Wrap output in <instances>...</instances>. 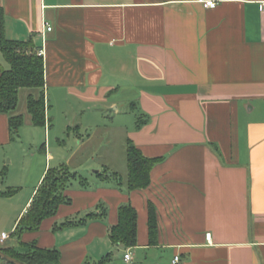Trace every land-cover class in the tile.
I'll list each match as a JSON object with an SVG mask.
<instances>
[{"label":"crops","instance_id":"obj_1","mask_svg":"<svg viewBox=\"0 0 264 264\" xmlns=\"http://www.w3.org/2000/svg\"><path fill=\"white\" fill-rule=\"evenodd\" d=\"M209 1L217 6L199 0H0L6 37L32 39L41 49L46 96L109 105L119 115L115 97L134 93L131 106L149 122L126 129V141L148 158H163L144 190L122 192L98 178L88 190L73 185L66 191L72 204L25 234L24 243L58 249L62 264H97L116 253L122 264H264V0ZM21 94L27 101L38 92ZM26 101L19 110L23 129L35 127ZM12 143L9 118L2 115L0 145ZM39 144L33 157L42 160L30 197L16 209L2 202L14 196H0L7 211H0V238L8 236L0 247L19 249L11 235L52 167L47 144L40 150ZM9 188L17 186L9 181ZM101 202L108 207L105 221L54 231ZM128 203L138 213V245L131 249L109 238L119 207ZM149 204L157 211L155 244Z\"/></svg>","mask_w":264,"mask_h":264},{"label":"trees","instance_id":"obj_2","mask_svg":"<svg viewBox=\"0 0 264 264\" xmlns=\"http://www.w3.org/2000/svg\"><path fill=\"white\" fill-rule=\"evenodd\" d=\"M0 51L8 68L0 63V116L9 118V131L11 140H15L22 129L25 119L19 114L20 91L33 90L38 94H31L26 101L27 113L31 116L35 127L47 128L51 126L47 116V97L45 92V62L41 49L37 48L32 39L27 41L10 40L6 37V12L0 6ZM136 130L142 129L148 124L149 119L140 116L137 120ZM50 123V124H49ZM45 145H43V149ZM127 174L125 177L117 172L105 168L102 172H96L95 176L102 182H113L122 192L147 189L151 184V172L163 158H148L133 143L127 139L125 147ZM78 181L84 190L90 188V184L77 171H73L68 164H61L49 168L32 199L31 207L20 218L14 233L18 241L19 249L15 247H0L7 255L24 262L25 264H62L61 252L58 249H47L38 246V243H24L23 236L27 233L38 232L42 223L55 217L61 206L72 204V198L66 195ZM19 192V188H9L0 192V196L10 198ZM118 223L109 229V238L114 245L125 249L135 248L138 245V213L131 204H123L118 210ZM108 207L101 202L85 217L77 216L66 219L61 224H55L54 231L74 225H85L92 220H106ZM149 232L151 244L157 242L158 218L156 208L149 204ZM113 255L108 254L97 264H111ZM0 264H10L0 258Z\"/></svg>","mask_w":264,"mask_h":264},{"label":"rangeland","instance_id":"obj_3","mask_svg":"<svg viewBox=\"0 0 264 264\" xmlns=\"http://www.w3.org/2000/svg\"><path fill=\"white\" fill-rule=\"evenodd\" d=\"M0 63L8 68L1 51ZM46 97L51 126L40 128L27 125L24 129L22 127L11 145H0V192L8 190L9 181L19 188L12 201L4 199L2 202L13 203L16 209H20L32 193L33 172L42 160L40 155L33 157L37 141H40L39 150L47 144L53 159L52 167L67 163L88 180L90 187L97 180L95 173L105 168L123 177L127 174L125 132L126 129L134 131L141 116L131 106L134 93L115 97L121 109L119 115H115L105 104L84 102L76 97ZM25 99V94H21L19 110L24 109ZM44 155L42 153L41 156ZM73 184L78 185L76 187L80 185L78 181ZM0 211L7 212L2 207ZM112 264H122L118 253Z\"/></svg>","mask_w":264,"mask_h":264},{"label":"built area","instance_id":"obj_4","mask_svg":"<svg viewBox=\"0 0 264 264\" xmlns=\"http://www.w3.org/2000/svg\"><path fill=\"white\" fill-rule=\"evenodd\" d=\"M199 2H201V3H202L205 7H207V8H215V7L217 6V3L214 2V1H209V0H199ZM263 6H264V3H263ZM47 29H48V31H51L52 28H51L50 26H48ZM39 54L42 55V52H39ZM7 239H8V236L4 235V236H2V237L0 238V242L3 243V242H4L5 240H7ZM207 239H208V240H211V234H208V235H207ZM124 258H125V260H126L127 262H129V261H131V259H132V254H131L130 252H127ZM175 261L178 262V261H179V258L176 257Z\"/></svg>","mask_w":264,"mask_h":264},{"label":"water","instance_id":"obj_5","mask_svg":"<svg viewBox=\"0 0 264 264\" xmlns=\"http://www.w3.org/2000/svg\"><path fill=\"white\" fill-rule=\"evenodd\" d=\"M0 258H2L3 260H5L6 262L10 263V264H25L24 262H21L9 255H7L6 253H4L3 251L0 250Z\"/></svg>","mask_w":264,"mask_h":264}]
</instances>
